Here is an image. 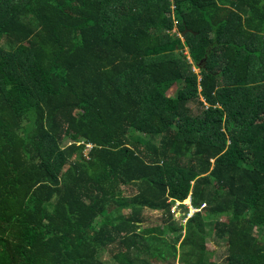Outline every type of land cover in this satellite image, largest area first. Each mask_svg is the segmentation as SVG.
I'll use <instances>...</instances> for the list:
<instances>
[{
  "label": "trees",
  "instance_id": "1",
  "mask_svg": "<svg viewBox=\"0 0 264 264\" xmlns=\"http://www.w3.org/2000/svg\"><path fill=\"white\" fill-rule=\"evenodd\" d=\"M153 260L264 264V0H0V264Z\"/></svg>",
  "mask_w": 264,
  "mask_h": 264
},
{
  "label": "rangeland",
  "instance_id": "2",
  "mask_svg": "<svg viewBox=\"0 0 264 264\" xmlns=\"http://www.w3.org/2000/svg\"><path fill=\"white\" fill-rule=\"evenodd\" d=\"M174 31H175V28H173V30H172V33H174ZM182 36V35H181ZM183 37V36H182ZM189 49H188V47H186V48H184V52H185V54H187V57L190 59V61H192L191 60V57H190V54H189V51H188ZM21 56H23V57H30V55H28V56H25V55H23V54H21ZM193 69L195 70V72L196 73H198L199 72V68L197 67V66H194L193 67ZM39 75H40V73H39ZM41 79L39 78V81H40ZM41 88L42 87H39L38 88V94H39V96L40 97H42V90H41ZM175 88H176V86H174L169 92H168V94H173L174 92H175ZM154 140L156 141V142H159V140H158V136L157 137H155L154 138ZM70 142V141H69ZM125 190H127V188L125 189ZM124 190V191H125ZM127 194V193H126ZM186 204H190V202H191V196L186 200V201H184ZM173 211H175V216H176V218H179L182 214H183V211H182V208L181 207H176V206H174L173 207ZM195 212V210L194 209H192L191 208V211L189 212V213H187V216H186V218L182 221V222H184V224H186V222H187V220L192 216V214ZM147 215L149 216V224L150 225H158V224H161V221H162V212H156L155 210H150V209H147ZM182 222H180V223H182ZM184 232H185V230H183ZM174 236H176V234H171V235H169V236H167L168 238H172V237H174ZM182 238H183V236H182ZM181 238V239H182ZM180 239V240H181ZM179 245V244H178ZM214 247H215V245H213ZM221 247V250L222 251H224V249H225V247L223 246V244L220 246ZM219 254H222V252H219L218 253V258H219ZM104 258H109V257H111L108 253H104L103 255H102ZM152 262V264H161V262L160 261H155V260H153V261H151Z\"/></svg>",
  "mask_w": 264,
  "mask_h": 264
},
{
  "label": "water",
  "instance_id": "3",
  "mask_svg": "<svg viewBox=\"0 0 264 264\" xmlns=\"http://www.w3.org/2000/svg\"><path fill=\"white\" fill-rule=\"evenodd\" d=\"M189 31H191V29L186 28V29L183 31L182 35L184 36V35H185L187 32H189Z\"/></svg>",
  "mask_w": 264,
  "mask_h": 264
},
{
  "label": "crops",
  "instance_id": "4",
  "mask_svg": "<svg viewBox=\"0 0 264 264\" xmlns=\"http://www.w3.org/2000/svg\"><path fill=\"white\" fill-rule=\"evenodd\" d=\"M174 28L176 29V25H175V27H174ZM182 36H183V35H182ZM215 246H216V248H218V245H217V244H216Z\"/></svg>",
  "mask_w": 264,
  "mask_h": 264
}]
</instances>
